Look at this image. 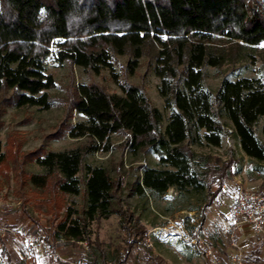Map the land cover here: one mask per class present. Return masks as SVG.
Here are the masks:
<instances>
[{"label": "trees", "instance_id": "trees-1", "mask_svg": "<svg viewBox=\"0 0 264 264\" xmlns=\"http://www.w3.org/2000/svg\"><path fill=\"white\" fill-rule=\"evenodd\" d=\"M260 44L261 0H0V91L13 90L16 106L54 105L47 91L56 85L46 70L51 55L98 71L112 68L116 55L128 54L125 69L134 73L139 58L150 52L159 94L170 110L162 130V112L142 87L118 76L120 93L93 82L78 83L69 104L83 119L69 125V135L84 142L35 154L43 172L30 174L29 181L40 191L51 189L46 202L56 210L65 195L79 192L83 156L101 145L108 150L111 134L124 133L132 150L147 148L165 166H142L139 193L157 198L173 187L202 194L207 159L197 156L191 143L219 146L221 118L231 122L247 155L264 160V83L254 77H225L215 91L204 87L206 66L219 67L243 57L239 49ZM116 185L106 167H91L86 205L75 218L59 222L57 234L85 240L88 220L121 214L113 200ZM70 215L67 206L65 217Z\"/></svg>", "mask_w": 264, "mask_h": 264}, {"label": "rangeland", "instance_id": "rangeland-1", "mask_svg": "<svg viewBox=\"0 0 264 264\" xmlns=\"http://www.w3.org/2000/svg\"><path fill=\"white\" fill-rule=\"evenodd\" d=\"M241 51L244 54L241 58L228 60L219 67L206 66L204 87L215 91L225 77H254L264 83V44L247 46L239 49ZM129 58L128 54L116 55L112 68L102 66L95 71L67 61L58 62L51 55L46 60V70L53 75L56 85L47 90L54 100V105L47 109L36 105L18 107L13 90L0 91V207L4 220L12 216L24 221L20 227L11 224L15 235L0 239V264H19L13 246L20 251L24 230L30 233L41 229L45 240L51 241L52 248L60 254H80L78 250L82 245L77 242L66 241L62 247L54 243L59 237L58 223L75 218L86 205L85 184L93 166L106 167L115 179L113 200L121 214L113 213L87 221L85 242L89 248V264H203L204 256L192 250L190 240L194 228L203 231L219 253H224L226 248L222 219L227 197L221 190L222 183L239 180L246 189L264 193V160L247 155L231 122L221 118L224 133L219 146L203 140L191 143L194 153L207 159L204 193L180 192L173 187L157 198L139 193L136 186L142 166H165L147 148L132 150L128 145V134L113 133L108 150L101 145L98 150L83 156L77 173L79 192L65 195L57 205L60 207L50 210L48 205L51 203L46 202V198H50L51 189L40 191L28 176L43 172L33 159L35 154L66 150L84 142L69 135V125L83 119L82 115L71 110L69 104L78 83L93 82L108 92L120 93L118 76L142 87L152 104L161 110V128L165 129L170 110L165 108L158 91L160 80L153 71V53L139 58L134 73L125 69ZM259 127L256 133L261 137ZM198 166L204 169L202 164L198 163ZM67 206L71 215L65 217ZM244 250L250 259L256 260L258 256L264 261L262 245L256 243L244 247Z\"/></svg>", "mask_w": 264, "mask_h": 264}, {"label": "built area", "instance_id": "built-area-1", "mask_svg": "<svg viewBox=\"0 0 264 264\" xmlns=\"http://www.w3.org/2000/svg\"><path fill=\"white\" fill-rule=\"evenodd\" d=\"M221 190L227 197L222 219L225 252L219 253L212 240L203 231L200 232L199 228H194L192 232V250L204 256L203 264H264L260 259H250L244 250V247L256 243L264 247V193L246 189L239 180L222 183ZM3 215V209L0 207V237L15 235L16 231L4 220ZM180 235L183 236L181 232ZM24 238L26 246L35 255L47 253L53 259L66 264H89V248L85 240L66 239L63 236L56 238L55 246L60 247L66 241L82 245L78 250L79 255L67 258L52 248V242L45 240L41 229H36Z\"/></svg>", "mask_w": 264, "mask_h": 264}, {"label": "crops", "instance_id": "crops-1", "mask_svg": "<svg viewBox=\"0 0 264 264\" xmlns=\"http://www.w3.org/2000/svg\"><path fill=\"white\" fill-rule=\"evenodd\" d=\"M5 220L7 222H9L10 224H12V223L17 224V226H19V227L24 222L22 219H20V217H18V218L13 217L12 218V216H7L5 218ZM24 228H25V226H23V229ZM19 230H20V228H19ZM24 233H25L24 236H28V235L32 234V232L28 233V232H26V230H24ZM24 236H23V240L21 241V246H19L20 251H19V249H17L16 246H13V248L16 249V252L18 254V256H17L18 258H16V260L19 264H66V263L60 262L58 260H55L52 257H49V255L42 254V255L38 256V255L33 254L32 251L26 246ZM0 239H3V237H0ZM67 242H69V241H67ZM60 247H62V246H60ZM221 254H223V253H221ZM61 255L65 256L67 258L73 257L72 252L70 254L69 253H63ZM0 258H1V256H0Z\"/></svg>", "mask_w": 264, "mask_h": 264}]
</instances>
